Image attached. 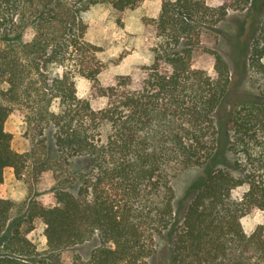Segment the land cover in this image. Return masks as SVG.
Segmentation results:
<instances>
[{"label":"trees","instance_id":"obj_1","mask_svg":"<svg viewBox=\"0 0 264 264\" xmlns=\"http://www.w3.org/2000/svg\"><path fill=\"white\" fill-rule=\"evenodd\" d=\"M142 0H0V187L4 171L35 180L50 171L33 152L19 153L5 130L10 116L41 135L53 129L58 152L87 160L76 176L77 193L56 189L48 201L30 203L27 220L46 226L42 250L12 222L13 201L0 192V264H146L165 237L169 264H264V224L248 235L241 220L264 212V17L251 43L248 70L257 90L226 108L232 59L211 44L228 9L244 11L262 0H162L146 22L152 61L137 73L105 84L100 48L85 39L81 13L109 4L121 14ZM247 43H229L232 56ZM207 57L211 70L198 68ZM54 67L61 71H54ZM100 110L77 94L76 78ZM228 134V135H227ZM237 159L227 167L223 142ZM203 174L177 200L172 171L202 167ZM247 186L242 199L232 190ZM179 213V215H178ZM96 237L87 261L65 253Z\"/></svg>","mask_w":264,"mask_h":264},{"label":"rangeland","instance_id":"obj_2","mask_svg":"<svg viewBox=\"0 0 264 264\" xmlns=\"http://www.w3.org/2000/svg\"><path fill=\"white\" fill-rule=\"evenodd\" d=\"M205 3L217 7L230 3V0H205ZM161 4L162 0H142L136 7L128 8L121 14L115 13L109 4H97L81 13V18L87 25L86 41L100 48L97 57L104 65L97 77L100 84H105L115 76L137 73L139 66L151 63L152 54L148 45H151L153 40L147 30L146 22L158 17ZM263 17L264 0L256 6H249L244 11H234L229 8L228 17L218 26V42L209 43L227 60H230L229 56L232 59V64L230 61L232 88L226 108L238 99H246L249 95L257 99L259 95L251 84L248 56L258 23ZM236 39L248 45L245 55L243 54L241 58L236 54L232 56L229 49V43ZM196 66L206 71L211 70L207 57L198 59ZM54 71L61 70L54 67ZM5 88L6 85L0 83V91ZM76 88L78 96L88 99L93 109L100 110L105 107L106 98L91 95L90 81L77 77ZM5 130L12 135V147L15 151L19 153L34 151L40 156L41 162L50 166V171L36 180L28 175L16 179L13 170L6 168L4 183L0 187V192L14 203L9 221L22 217L21 230L38 250H42L46 246V226L38 218L32 221L26 219L30 203L50 200L58 188L76 194L78 179H73L87 171V160L76 157L65 160L54 144L52 128H48L40 135L33 126L27 125L21 118L10 116L5 122ZM228 140L229 136L222 145H225L223 150L227 167L232 169L237 157L229 151ZM203 171V166L186 169L177 167L172 171V186L177 200L184 197L188 187L203 174ZM246 190L247 186L237 187L232 190V197L240 200ZM241 223L244 231L250 235L258 225L264 224V212L256 209L244 216ZM156 240L157 252L146 260V264H169L166 238L158 237ZM2 244L0 240V254ZM98 245V240L94 237L84 244L71 248L65 256L70 258L72 255H78L83 261H87Z\"/></svg>","mask_w":264,"mask_h":264}]
</instances>
